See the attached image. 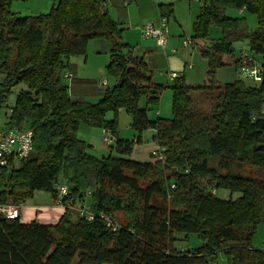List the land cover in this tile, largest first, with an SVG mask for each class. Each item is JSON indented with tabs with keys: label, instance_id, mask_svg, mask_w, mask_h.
I'll return each instance as SVG.
<instances>
[{
	"label": "trees",
	"instance_id": "obj_1",
	"mask_svg": "<svg viewBox=\"0 0 264 264\" xmlns=\"http://www.w3.org/2000/svg\"><path fill=\"white\" fill-rule=\"evenodd\" d=\"M199 1L190 38L207 60L205 79L162 84L122 41L106 0H54L49 12L23 16L11 11V0H0V109L22 85L5 117L10 127L33 132L30 154L0 169V202L23 203L35 191L55 197L65 183V199L79 203L89 192L93 212L86 220L65 208L55 224L0 215V264H214L219 252L229 264H264V251L251 246L264 221V0ZM231 7L255 14L256 27L228 16ZM157 9L167 19L173 12L171 4ZM210 26L222 35L204 46ZM100 38L111 44L105 69L114 84L90 103L70 95L65 73L69 59ZM243 40L253 58L247 66H258L260 79L217 84L219 68L242 70L232 44ZM165 88L172 90V116L150 117ZM119 109L135 131L155 130L162 159L133 160L134 143L120 139L102 157L86 152L78 128L116 136ZM220 189L229 197H219ZM100 212L116 219V231ZM175 233H196L203 243L177 248Z\"/></svg>",
	"mask_w": 264,
	"mask_h": 264
},
{
	"label": "rangeland",
	"instance_id": "obj_2",
	"mask_svg": "<svg viewBox=\"0 0 264 264\" xmlns=\"http://www.w3.org/2000/svg\"><path fill=\"white\" fill-rule=\"evenodd\" d=\"M136 1L137 0H131L128 6L130 5L135 6ZM53 2L54 0H11L10 9L11 11L19 15H22V16L35 14L38 12L47 13L52 8ZM159 2L163 4L169 3L172 5L173 12L167 21L168 29L170 28L172 30L174 27H176L180 30V33L183 36V38L190 37V35L192 34V30H193L192 28L193 22L196 17V14H193V13L195 12L198 13L199 0H158L157 2L153 1L152 8H155V6L157 8V5L160 4ZM114 7L115 6L111 2H109L108 9L112 11L111 10L112 8L115 11ZM148 7H149V3H147V6L144 3H141L139 8H134V10L131 13V17H128V16L125 17V15L122 16L123 18L120 21L121 22L120 26L122 27L121 39L130 48H134L136 44L140 42L139 40L140 38L136 35L137 33L136 34L134 33L133 30H135L136 28H139L145 22H147V20H149L145 18L149 13ZM122 10L123 9H121L120 11L122 12ZM226 14L231 17L244 16L249 28L253 29L256 27L255 14H250L247 11H244V14H241L239 9L233 8V7L228 8L226 10ZM208 31H209L208 32L209 37L219 38L222 35L221 30L215 26H210ZM244 41L246 40L236 41L232 44L234 56L239 55L240 49L243 47V43H245ZM110 48H111L110 42L104 38L91 39L86 44L84 54L73 56L71 63L73 66L75 65L74 66L75 70L79 75L82 73H87L88 75L95 77L94 75H96L97 72L94 68V65L96 63H100V64H104L106 68V65L109 62ZM189 48H192V47L189 46ZM194 50L195 51H194V54L190 62L194 65L195 67L194 70H196L198 73L199 69L203 68V66L205 67V69H207V60L205 57L202 56L200 50L196 48L195 46H194ZM223 60L226 61L227 63H230V57L228 56H224ZM105 74H106V69H105ZM102 77L103 76H101V78ZM237 77L244 79L247 84L254 83L253 78L247 77L242 71H236L232 67H229V66L219 68L217 72L215 73V80L217 84L219 85H222L226 83L227 81H232ZM110 79L112 78L110 77ZM198 79L202 81L203 74ZM197 83H201V82H197ZM22 87L23 86L20 85L12 89V92L7 99L6 106L0 109L1 118H4L2 115L9 114L10 108L14 105L16 95L18 91L20 90V88ZM165 90H167L166 92H168V95L166 96H169L168 97L169 103H168V116H163V117H171L172 116V90L170 88H165L164 91ZM162 96H164L165 98V94H162L159 97V103L157 106H159L160 101H161L160 98H162ZM87 98H88L87 101L90 103H95L98 101L96 100L95 95L92 93L88 94ZM140 103L143 104V99L141 100ZM149 116L155 117L153 110L149 111ZM105 117L106 119H109V120L113 119V113L107 112L105 114ZM115 119H116L117 130L124 140L128 139L130 140L129 142H131V138H135V139L139 138L138 146H140L139 150H141L139 152L145 153L153 145L154 143V137H153L154 130L153 129H144L139 132L135 131L134 129L130 127L131 116L127 112H125L123 109L118 110ZM87 130H90V131H86V130L84 131L82 129L79 130L78 128L77 137L85 142L86 150L88 151V153L95 157H102L103 155H106L107 152L104 147L103 140H102L103 129L99 127H89V129ZM117 143L118 141L116 140L115 143L111 145L114 152H115L114 149L117 147ZM134 145L135 144H133L131 153L129 155L131 158L136 157L135 154H137L135 151L133 152V149L135 148ZM91 146H93V148H90ZM147 156L148 155L146 154L145 157L147 158ZM202 188L205 190L212 189L211 186L206 185V184H203ZM217 195L222 198H228L230 195V192L225 189H220L217 191ZM238 195H239L238 193L231 194L232 197H236ZM75 205L76 206L74 208L70 209V211L73 212L74 214L77 213V203H75ZM116 217L118 219L123 218L122 214L120 213H117ZM174 236L176 238L174 245L177 248L200 246L203 243L202 239L199 238L196 233H187V234L175 233ZM251 246L255 249L264 251V221L260 222L255 228V231L251 238ZM72 264H76V259L72 262ZM214 264H229V262H228L226 255L223 252H219L216 256V260Z\"/></svg>",
	"mask_w": 264,
	"mask_h": 264
},
{
	"label": "crops",
	"instance_id": "obj_3",
	"mask_svg": "<svg viewBox=\"0 0 264 264\" xmlns=\"http://www.w3.org/2000/svg\"><path fill=\"white\" fill-rule=\"evenodd\" d=\"M153 1L157 2L158 0H137L135 3V6H132V5L128 6L131 0L129 1L128 0H106L105 4L107 8H108L109 2H111L115 6L114 7L115 11L112 8H111L112 11H110L109 9L108 11L110 15L113 14L111 15L113 19H116L117 21L120 22L123 18L122 17L123 15H125V17L127 16L131 17V13L134 10V8H139L141 3H144L146 6H147V3H149V7H148L149 13L145 17L149 19L147 20L148 22V21H157L158 18L160 17L156 6L155 8H152ZM199 6H200V1H199ZM121 9H123L122 12L120 11ZM239 11L241 14H244L245 10L239 9ZM193 14H197V12ZM120 25H121V22H120ZM133 31L135 34L137 33L136 35L140 38L139 39L140 42L136 44L134 48H130V49L134 54H137L143 57V59L148 64V66L152 69L153 75H154L153 77L156 82H159L162 84H165V83L169 84L178 78H182L186 82H190V83H197V82L204 81L205 75H206V69L203 66V68L199 69L198 73L196 70H194L195 67L190 62L194 54V51H195L194 45L192 44H189L187 46L181 45V40L183 39V36L181 35L180 30L178 28L174 27L172 30L170 28L168 29L167 43L165 47L163 48L158 46L152 38H143L141 36L139 28H136ZM210 38H213V37L208 36L207 39H205L204 46L207 45ZM244 42L245 43H243L242 48L247 49L248 43L247 41H244ZM189 46L192 48H189ZM196 48L199 49V47H196ZM72 58L73 57L69 59L68 65L66 67V73H65L66 75L68 74V77H67L68 83H69L68 91L70 95L75 98H83L87 101L88 94L92 93L95 95L96 100H99L104 90L106 88L111 87L114 84V79H110V77H108L105 74V66L104 64H100V63H96L94 65V68L97 72L96 75H94L95 77H92L91 75H88L87 73H82L79 75L75 70V67H74L75 65L73 66L71 63ZM173 72L176 74V76L174 78H171L170 74ZM202 74H203V80L200 81L198 78H200ZM101 76L103 77L101 78ZM166 91L167 90L165 91L163 90L161 92L160 96L162 94H165V98L164 96H162V98H160L161 101H160L159 106L155 107L153 110L155 117L158 116L162 118H170V117H163V116H168V103H169L168 97L169 96H166L168 95V92ZM80 129L84 131L85 130L90 131V130H87L89 129V126H85V125H81L79 127V130ZM154 134H155V130H154L153 136ZM116 138L120 140H124L122 136L119 134L118 130H117ZM125 140L130 141L128 139H125ZM135 140H136L135 138H131V141L135 144L134 145L135 148L133 149V152L135 151L137 153L135 154L136 157H132V159L137 160V161L149 160L151 158L152 150H154L156 147L155 141L153 145L149 148V150L145 152L148 155L146 158L145 157L146 154L143 151H142L143 153L139 152L141 151L139 150L140 146H138V142H135ZM104 147L106 149V152H108L109 148H111L112 146H107L106 144H104ZM90 148H93V146H91ZM86 152L88 153L87 150ZM86 201L89 203V198H87ZM22 204L23 205L20 210V220L25 223L34 220L42 224H55L58 221V219L61 217V215L64 213V209L56 203L55 197L51 193L45 192V191H35L33 193L32 198L25 200Z\"/></svg>",
	"mask_w": 264,
	"mask_h": 264
},
{
	"label": "built area",
	"instance_id": "obj_4",
	"mask_svg": "<svg viewBox=\"0 0 264 264\" xmlns=\"http://www.w3.org/2000/svg\"><path fill=\"white\" fill-rule=\"evenodd\" d=\"M141 36L143 38H152L156 44L160 47H165L168 39V24L167 18L160 16L157 21H148L145 22L142 26L139 27ZM192 44L191 38H183L181 40L182 46H187ZM242 64V72L247 76L251 77L254 80H259V68L255 64L253 66H247V64L253 60L251 52L249 49H240L239 53ZM68 77V74L66 75ZM70 76V75H69ZM176 74L173 72L170 74L171 78H174ZM10 111V110H9ZM0 116V169L8 166L9 162L14 159H22L27 157L30 152L33 150V132L30 128H20L16 126H9L7 124V118L5 114ZM7 116V115H6ZM116 136L113 135L110 130L103 129L102 140L103 143L107 146H111L116 141ZM162 147L156 144L154 150H152L151 155L153 159H162L163 152ZM69 194V188L67 184L61 183L57 186L56 191V203L65 208H74L76 205L73 199L65 197ZM89 192L86 193L83 200L77 203V214L78 216L91 220L93 218V212L90 208V204L86 201L89 197ZM22 203L12 204V203H1L0 202V215L4 216L7 219H15L20 217V210ZM99 216L103 218L106 223V226L111 231H116L119 227L118 222L115 218L110 215L99 213Z\"/></svg>",
	"mask_w": 264,
	"mask_h": 264
}]
</instances>
